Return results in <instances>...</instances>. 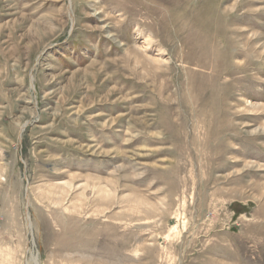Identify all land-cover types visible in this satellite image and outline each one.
I'll return each instance as SVG.
<instances>
[{"label":"rangeland","instance_id":"1","mask_svg":"<svg viewBox=\"0 0 264 264\" xmlns=\"http://www.w3.org/2000/svg\"><path fill=\"white\" fill-rule=\"evenodd\" d=\"M0 264H264V0H0Z\"/></svg>","mask_w":264,"mask_h":264}]
</instances>
